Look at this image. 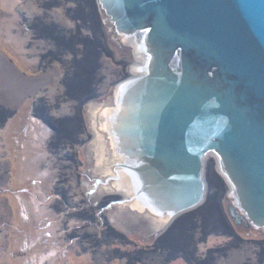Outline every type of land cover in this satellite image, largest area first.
<instances>
[{
  "label": "rangeland",
  "instance_id": "obj_1",
  "mask_svg": "<svg viewBox=\"0 0 264 264\" xmlns=\"http://www.w3.org/2000/svg\"><path fill=\"white\" fill-rule=\"evenodd\" d=\"M135 63L97 0H0V264H264L211 155L203 201L164 226L107 192L104 114Z\"/></svg>",
  "mask_w": 264,
  "mask_h": 264
},
{
  "label": "water",
  "instance_id": "obj_2",
  "mask_svg": "<svg viewBox=\"0 0 264 264\" xmlns=\"http://www.w3.org/2000/svg\"><path fill=\"white\" fill-rule=\"evenodd\" d=\"M97 2L138 61L119 83L132 89L120 103L114 89L106 107L113 183L118 168L142 175L138 191L152 194L166 224L203 201L211 155L232 208L264 230V0Z\"/></svg>",
  "mask_w": 264,
  "mask_h": 264
},
{
  "label": "bare ground",
  "instance_id": "obj_3",
  "mask_svg": "<svg viewBox=\"0 0 264 264\" xmlns=\"http://www.w3.org/2000/svg\"><path fill=\"white\" fill-rule=\"evenodd\" d=\"M132 87L133 86H130V84H125V83L124 84L122 83V84H119L116 86L115 97H116L117 103H120L122 100L120 98L119 94L126 92V90L130 91L132 89ZM119 114H117V115H119ZM104 115L106 117L105 122H106V129H107V121H108L107 118L109 117V110H107L106 114H104ZM110 119H111V117H110ZM111 143L114 144L112 142V140H111ZM126 143L118 140L116 145H117V147L121 146L122 148L129 147L128 144H126ZM130 146H133V145L130 144ZM139 156H141V155H139ZM135 162L139 163L137 161H135ZM117 175H118L117 181L110 188L107 189V192L109 193L110 191H112V192H117V193H123L126 196L130 197V196H133V192L136 193V191H137L138 194H137L136 199L129 202L130 206L136 210H139V211H142L144 209V207H146L147 209H149L153 213V216L150 215V217H151V221L155 224V227L156 226L159 227V226L163 225L166 222L167 218L159 216L161 211H160V208L153 203V198H151V196H150L152 194H150L148 192V190H146V189H143L142 192L138 191L140 188H142V186L144 184L145 179L143 178V176L135 174L132 171L123 170V169L117 170ZM233 183L235 185L236 184L239 185L237 183V181H235V179L233 180ZM232 197L234 199V204L237 207L242 208L243 205H245L244 202L242 201L243 194L241 191H237L236 193H233ZM155 215L159 216L158 219L155 217Z\"/></svg>",
  "mask_w": 264,
  "mask_h": 264
}]
</instances>
